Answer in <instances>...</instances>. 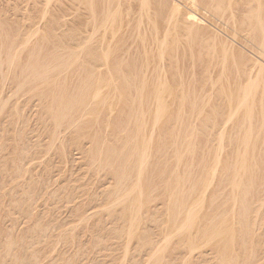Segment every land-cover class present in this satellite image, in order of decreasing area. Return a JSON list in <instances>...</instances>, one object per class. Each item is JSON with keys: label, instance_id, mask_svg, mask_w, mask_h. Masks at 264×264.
I'll return each mask as SVG.
<instances>
[{"label": "rangeland", "instance_id": "rangeland-1", "mask_svg": "<svg viewBox=\"0 0 264 264\" xmlns=\"http://www.w3.org/2000/svg\"><path fill=\"white\" fill-rule=\"evenodd\" d=\"M123 1L120 3L123 14L117 19V22H120V30L118 29L119 32L117 30L114 33L113 27L110 22L105 20L104 16L99 15L96 11L92 15L86 6L79 1H49L50 3L47 2V5L46 2H42L35 6L34 4L27 3L26 0H0V41L2 39L8 40L11 37L12 40L20 44L22 41L27 40L22 45L26 48L24 52L16 53V49L20 50V46L18 48L14 47L10 51V56L0 49V65H3L2 68L0 67V105H3L0 107V264H226L225 254L217 253L213 247L216 241V238L212 237L214 235L209 231L206 234L199 235L197 234L198 229H195L199 228V226H196L191 229L192 231L190 230V233L193 235V239L190 241L192 245H190L191 243L188 244V241L185 240L179 242L176 237L178 233L175 232L178 230L172 229L171 223L173 221L165 211L167 207L166 201L161 198L160 193L150 196L152 197L151 201L147 203L149 198L148 190L141 191L140 187L139 190L142 193L138 192L137 188L135 190V183L139 184L140 182L143 185L144 182L153 181V177L150 174L151 170H153L154 156H148L150 150L147 153L133 152L129 154L130 157H135L139 161L141 160V162L143 160V163L139 167L141 169V166L144 165L142 166L143 171L141 169L142 172L139 173L140 171L133 169L132 175H130L129 181H127L128 184L118 186L117 178L114 177L115 165L113 161L108 160L104 162L101 159L96 163V161L89 160L85 152L82 151L83 148L85 151L91 150L90 146H88V132H90V128V130L94 128L91 126L87 129L83 128L81 131H85L82 134H77L81 126L80 122L83 123L89 116L87 114L81 115L78 119L80 121H75L76 124L74 126L63 125L57 128L56 131L49 123L50 113L47 108L50 100L47 96L37 95L39 90L50 92L55 91L59 87H62L63 91L70 92L77 85V80L73 79V76L78 72L93 73L95 79L89 80L88 83L94 85V89H97L99 86L97 90V94L100 93L98 95L99 98L110 91L118 90L122 82L130 80L133 75L128 72L123 74L120 71L117 73L106 72L104 71L105 66L111 62L114 56H126V52L130 47H132L130 51H133L132 49L135 47L134 43L139 38L142 40L143 36L148 40L147 44L144 43L146 50L155 49L156 47L149 39L153 40L160 36L156 30L155 34L153 26L149 29L147 23L153 22L156 24L155 26H158L162 13L173 7L178 10L184 21L198 24V37L195 38L197 42L195 44L198 45L201 52L214 55L224 50L227 51L225 55L226 60L223 62L225 65L235 64L237 70L252 69V79L257 75L258 79H256L258 81L254 80L258 83H256V92L254 89L250 91L251 96L255 92V95L264 101V57L258 54L244 39L237 36V30L231 26V23H225L220 20L222 17L220 15L229 8L228 1L232 2L233 0H216L214 3L220 10L215 12L207 11L203 7L193 4V2H196L195 0H148L149 2H146V4L149 7L147 8V5L144 3L145 6L141 2L143 0ZM234 1L241 2L239 9L246 12V15L242 18L240 16L237 17L238 20L254 21V14H260L259 18L263 22H261L263 24L261 25L264 27V11L258 10V7L256 8V2H252V0ZM140 6H143L141 8L143 11L148 8L151 10L150 15L147 14L150 22H148L144 14L140 17L142 22L140 19H138L139 21L137 20V24L141 22L142 25L140 23V26H137L136 21L133 22L134 24L127 26V20H130L132 17L137 18L135 16L142 13L139 12ZM159 12L160 14H158ZM106 22L107 25H105ZM94 24L96 28H94ZM137 27H139V36L137 38L134 37L122 46L119 45L120 47H110L108 49L109 52L105 50L106 44L114 41V38L118 37L122 31L129 29L135 34L138 32ZM36 30H40L38 34ZM91 32L94 36H91L93 38L89 40ZM28 34H31V39L30 37L25 39ZM47 42L51 44L49 47L51 48L50 51L55 53L53 54L54 57H51L54 60L49 66L50 68L55 66L56 70L47 72L46 78L43 77V79L35 80L33 84L23 81L25 78L21 74L23 73L21 66L26 63V57L31 55L32 51L39 44H46ZM105 51L107 53H105L104 58V54L102 53ZM36 53L33 57L37 58L40 63L47 65L45 63L46 59L43 56L44 54ZM106 54L108 55L106 56ZM13 55L17 56V58L15 57V61H13L14 59L12 60L14 62L11 63L12 66L9 61H11L12 57L14 58ZM78 55L79 57H77ZM157 57L153 55L149 58L143 57L140 59L138 61L140 65L138 74L142 76L146 75L144 76V83L152 84L155 89L160 82L159 80H161L158 90H156L157 92L155 91L154 93L155 97L154 94L151 96L154 99L158 98L155 100H160L161 97L169 105L166 107V110L162 111L164 115L161 112V114H158L159 120L155 118L154 123L157 124H154L153 130L155 131H153L154 134L150 138H152V144L157 139V136L160 135L164 140L161 146L171 147L173 146L172 140L170 142V138L173 139L171 131L175 129V126L170 125L168 113L171 111L170 116L172 117L174 105H177L178 100L181 98V91L179 89L180 80L177 75L179 64L176 62L174 56L171 58L164 56L160 58L163 60L162 67V60L159 61ZM63 58L70 61L71 65L70 63H67V65L62 64ZM75 59L76 62H74ZM104 59H107L106 62ZM208 62V59L202 60L203 65L208 64ZM153 71L158 72L159 80L156 78V75H154L153 79L150 78L149 75ZM201 72V70L196 69L197 77H199ZM104 73L105 77H103ZM122 74L125 77H122ZM109 75H111V78ZM163 78L165 81L164 88L162 86ZM138 82L141 83L142 81L138 80ZM167 85L168 89L166 90ZM204 86L202 85L203 88ZM104 87L106 88L103 89ZM202 87L198 85L194 89L197 93V98L201 99V101L208 99L211 105L216 106V103L220 104V100H215L218 92L217 89H211L212 91L206 90L207 95H203ZM131 95L133 97V94ZM230 99L232 98L221 101L223 107L231 101ZM171 101L175 102L174 105L170 104ZM3 102L4 104H2ZM152 104L151 108L149 107L142 115L144 121H152L153 110H155V104ZM110 106L111 108H109L110 111H108L107 116L112 120L111 123L107 121L101 123L104 140L106 141L119 136L117 132V128L119 127L113 124L114 119L120 115L118 110L121 108V103L117 100V97L111 100ZM210 110L209 108V112ZM195 111L197 113V106ZM205 111L206 109L203 108L201 116ZM197 114L195 117H193L194 115L192 116L194 132L191 134L190 131V134L187 133V137L185 138H193L195 142L194 146H209V148L217 146L219 132L218 126H216L217 123H215L217 121V113H210V117L205 123L201 122L200 113ZM225 115L223 113L222 119H225ZM237 115L235 113L233 118L232 115V120L229 119L228 124L241 117V114L237 113ZM81 117L82 119H80ZM249 118L251 117L249 116L247 119ZM255 119L257 120V117L252 116V120H249L255 122ZM151 129L152 127L146 129L148 137L149 135L151 136ZM53 131H55L54 134ZM240 136L241 133L239 132V135L236 136L237 141L233 142L232 146H229L225 141V147L222 149L223 151L221 150L220 163H218L217 170H215L216 174L213 176V178L215 177L213 179L214 182H212L211 187H208L209 189L207 188L208 190L206 189L205 192L207 193L203 194L206 197L205 199L203 197V204L201 203L203 206L201 207L202 211L210 213L208 205L212 211L214 205H218L226 195L233 194V197L239 195L229 185L228 187H220L221 198L218 196L212 197L211 194L213 193L211 190L214 188L213 186L219 177H222V182H229L228 180L231 176L229 177L228 172H225L224 176H220L219 174L223 166H231V161L238 150L242 152L245 149V142L242 143ZM119 143L115 142L113 146L118 147L116 145ZM167 148L161 150V157L159 156L158 158V162L161 160L158 166L163 171L173 168L176 163L171 157V148ZM207 150L203 155L209 157ZM232 150L234 153L229 154ZM143 154H147V157L150 159H146V157L144 160ZM262 159L261 154L254 159L256 161L255 166L259 169L258 177L262 178L257 181L259 187L255 189L254 193L248 194L247 209L249 211L247 210V214L244 216L245 218L247 216V219L240 221L238 216H236L240 201L236 197L239 201L234 200L236 202L235 206L233 201L231 203L233 206L230 203H223L219 207V210L224 214L229 212L228 218L232 224L229 222L226 225L227 227H231L234 224L233 226H236V228L242 229L249 224V232L252 231L253 235L250 233L248 237H245L246 234L235 236L236 245L237 242L245 240L247 249L253 250L255 253L254 259L248 264H264V161ZM146 160L148 161L146 162ZM248 163L250 164L252 161ZM145 166L146 169H144ZM207 166L206 164H195L193 166L195 169L193 170L199 172L206 169ZM135 175L140 178H138L139 181H135L137 178ZM199 178L201 177H198V174H192L189 181L193 182L196 179L199 181ZM203 179L204 177H202ZM129 188H131L130 191L133 189L136 191L134 192L133 190L131 195L138 198V200L141 198L139 202L142 203V208L139 212L141 217L138 215V210L135 211L137 214L136 220L139 223L135 221L134 230H131L132 232L138 230L134 236H132L133 233L129 236V229L132 227L129 226L128 222L129 218L135 216V208L130 206L132 196L128 197L125 195L126 200H123L125 202H118L121 195L123 197L126 191L129 193ZM117 191L118 195H116ZM231 191L233 192L231 193ZM196 195V192H191L189 197L195 198ZM210 195L211 197H209ZM210 201L214 203L209 204ZM112 202L114 204L113 207L111 206ZM146 207L147 211L150 210L149 214L153 213V215L149 216L150 219H142L143 217L145 218L146 214L144 211ZM202 211L200 214L204 215L205 213ZM186 212L187 208H183L178 214V219L185 216ZM217 220L218 218L215 219V221ZM201 226L209 227L206 219L201 220ZM175 233H177L175 236L172 235ZM137 234H144V236L139 238ZM164 236L167 238L164 239ZM209 238L213 241L211 242ZM205 241L209 243L207 244ZM158 244L162 245L159 246ZM187 245H190V248L186 247ZM158 246L161 250H157ZM161 246L164 247V251H162L163 247L161 248ZM228 248L233 253L242 252L241 248L234 244H231V247L228 246ZM246 251L245 249L244 254H247Z\"/></svg>", "mask_w": 264, "mask_h": 264}, {"label": "bare ground", "instance_id": "bare-ground-1", "mask_svg": "<svg viewBox=\"0 0 264 264\" xmlns=\"http://www.w3.org/2000/svg\"><path fill=\"white\" fill-rule=\"evenodd\" d=\"M49 1L52 2V1H62V0H26L27 3L29 4L31 3L32 5L34 4L35 6L37 4H41L42 2H46V5H47V2ZM71 1H79L83 3L92 15L96 11L98 12L99 15L104 16L105 20L110 22L111 26L113 27L111 28L114 30V33H116V31L119 29L120 22L118 23L117 19H119L123 14V9L120 5L121 2H124L123 0H71ZM195 1L196 2H193V4L203 7L207 11L210 10V11L215 12L217 10H220L219 7L214 3L216 2V0H195ZM141 2L143 4L144 3L146 4V2H149V1L143 0ZM252 2H256L257 4L256 8L258 7L259 8L258 10L264 11V0H252ZM240 4L241 2H237L234 0L232 2L228 1L229 8H227L228 10L226 12L220 15L222 16L220 20L224 21L225 23H231V26H233L237 30V36L241 39H244L246 43L251 45L258 54L264 57V27L262 26L263 22L259 18L260 14L259 15L256 13H255L256 15L254 14V17H255L254 21H249V20H244V19L238 20L237 17L240 16L242 18L243 16L246 15L245 11L239 9L241 6ZM147 7H149V5H147L146 8ZM141 8H143V6L139 7V12H142V13H139L138 16L136 15L135 17L137 18L132 17L130 20H127L126 21L127 26L134 24L133 22H136L138 19H140L141 21L140 17L144 14L146 18H147V14L150 15L151 10L149 8L145 11L141 10ZM165 11L166 12L162 13V15L159 18L160 23L158 24V26H155L156 24L153 23L152 21H151L152 23H147L148 24L147 27L151 29L153 26V30L154 31L156 30L160 36L153 40L149 39L150 42H153L154 46L156 47L155 49L146 50L144 43L147 44L148 40L143 36L142 40L141 38H139L137 42L135 43L133 42L135 46L132 49L133 51H130V49L132 48L130 47L126 52V56H118V57L114 56L112 57L111 62H109L108 64L106 63L107 66H105L106 68L104 67L105 68L104 71L106 72L117 73L120 71L123 74L128 72L129 74L133 75V77L130 80H125L124 82H122L121 87L118 90L110 91L104 96H101L99 98L98 95H100V93L97 94V90L99 86L97 89L96 88L94 89V85H90V83H88L89 80L95 79V77L93 76V73L78 72L73 76V79L77 80V85L74 86L70 92L63 91L62 87H59L55 91H50V92L39 90L37 92V95L47 96V98L50 100V103L48 104L47 109L50 113L49 123L51 124L54 130H56L57 128L63 125H66L69 127L74 126L76 124L75 121H77L79 119V116L81 115L87 114V116H89L88 119L83 121V123L80 122L81 126L79 127V132L77 134H80V133L82 134L85 131V130L81 131L83 128L87 129L90 126L94 128L93 130H90L91 129L90 128L89 129L90 132H88V138H89L88 146H90L91 150L85 151L83 148L82 151L85 152V155L88 156L89 160L96 161V163L97 161L101 159L104 162L108 160L113 161L115 165L114 177L117 178L118 186L119 185L121 186L122 184H128L127 181H129V178H130V175H132L133 169H135V171H140L139 173L143 171L142 166L144 165L141 166L142 171L139 168L140 165L143 163V160L141 162V160L139 161V159H136L135 157L133 158L130 157L129 154L133 152H137V153L146 152L147 153V151L150 150L148 156L149 157L150 155L154 156L153 157V170H151V174H150L153 177V181L148 182V183L144 182L143 185H141L140 182L139 184L134 182L135 183L134 185L136 186L135 190L136 188L138 189V192H140V190L141 191L148 190L149 198L147 200V203L151 201L152 197L150 196H154L160 193V195L162 196L161 198L166 201L167 207L165 211L168 214V216L171 218V220L173 221V223H171L172 229H176L179 231V232L175 231L178 234L175 233L172 235L175 236L177 234L176 237L179 242H181V240L182 241L185 240V241H188V244L191 243L190 241L193 239V235L190 233V230L196 226H199V228H195L196 230L198 229L197 234L199 235L206 234V232L209 231L212 235H214L212 237H215L216 241L213 247L217 253L225 254L226 264L251 263L250 261L254 259V255H255L254 251L247 249L245 240L242 242H237V245H236V238H235V236L236 237L238 235L243 236V234H246L245 237L250 236V233L252 234V231L249 232L250 231L248 228L249 224H247L246 227H243V228L241 227L242 229L236 228V226H233L234 224L231 225V227H227L226 225L229 224L230 222L228 218L229 212H227L228 214L227 213L224 214L222 211L219 210V207L223 203L231 204L233 203L234 200L239 201L238 199H240L239 210L236 216H238V219L240 221L242 219L243 220L247 219V216L246 218L244 216L247 214V210H248L247 209V204L249 201L248 194L251 192L254 193L255 189L259 187L257 181L260 178H262V177H258L259 169L257 166H255L256 161L254 160L256 156L261 154L263 158L262 161H264V151H263V147H264V101H262L258 96L255 95V92L257 90L256 83H258L255 80L258 79L257 78L258 76L255 75V78H254L255 80H254L252 79V73H253L252 69L251 70H248V69L237 70L235 64L225 65L223 62L226 60L225 55L227 54V51L221 50L219 51V54L215 53L214 55L201 52L199 50L198 45L195 44L197 43L195 38L198 37L197 36V30H198L197 25L198 24L193 23L191 21H184L183 18H181V15L178 12V10L173 7H170L169 9ZM218 12H221V11H218ZM158 14H160V12ZM138 21L136 22V24L138 23ZM141 22H139L137 26H140ZM148 22L150 21L148 20ZM105 25H107V22ZM260 26L263 28H261ZM94 28H96L95 24H94ZM138 28L139 27H137V31L139 30ZM39 31H37L36 33L38 34ZM156 31H155V34H156ZM30 35L28 34V36L25 39H28ZM91 36H94V34L92 35V32L90 34L89 40H92L93 37ZM138 36H139V31L134 34L129 29L124 30L118 37L114 38V41L106 44L105 50H108L110 47L113 48L114 46L120 47L125 42L133 39L134 37L137 38ZM31 38L32 37H30V39ZM102 40L104 39L102 38ZM26 41L27 40H25L24 42L22 41L19 44V42L16 43L17 41L12 40L11 37L8 38V40L2 39L0 41V49L10 55V51L12 50V48L14 47L18 48V46H20L19 47L20 50L16 49L17 50L16 53L24 52L26 48L22 45H24ZM50 46L51 44L49 42H47L46 44L45 43L39 44L37 48L34 51H32L31 55L26 57V63L21 66L23 68V73L21 74L24 76L23 78H25L23 79V81L33 84L35 80L43 79V77L46 78V76L48 75L47 72L49 73V71H54L55 66H52L53 69L50 68L49 66L50 63L54 60L51 57H54L53 54H55L50 51L51 50V48H49ZM100 50L102 52L101 48ZM36 52H38V54L39 53L44 54L43 56L46 59L45 63L47 65H44V63H40L37 60V58L33 57V55L37 54ZM16 53L15 55H17ZM105 53L107 52L105 51L104 53H102L104 54L103 57L105 56ZM81 54H82V50H81ZM107 55L108 54H106V56ZM153 55L158 56L157 58L159 59V61H161L162 59L160 58L164 56L167 58H171L172 56H174L176 62H178L179 64L177 68L178 70L177 75L179 76V80H180L179 89L181 91V98L178 100L177 105H174L175 103L174 101H171L170 103L174 105L172 117L170 116L171 111L168 113V117L170 119L169 122L171 123L170 125L175 126V129L171 131V133L173 134V139L170 138V142L172 140V143H173V146L171 147L161 146L164 140H163V137L160 135H158L154 143L151 144L152 138L150 137H152V135L154 134L153 131H155L153 130L154 129L153 127H155L154 124H157V123H154L155 118L158 119L159 117L158 114H161V113L163 114L162 111L166 110L167 109L166 107L169 105L167 102L164 101L163 98L161 99V97H160V100H155V99H158L157 97L154 99L155 97L154 93L156 90H158V87L160 85L159 83H161V80L158 79V76H159L158 72L153 71L149 75L151 79H153L154 75H156V78L160 81V82L158 81L159 83L156 89L154 88L152 84L144 83V76L146 75L142 76L138 74L139 67H140L138 61H140V59H142L143 57L149 58V57H152ZM15 57L17 58V56H14V58L12 57V59L10 58L11 61L13 59H14L13 61H15L16 59ZM77 57H79V55ZM204 59H208L209 61L208 64L206 65L202 64V60ZM106 60L107 59H104L105 62ZM11 61H9L10 65H12L11 63H14L13 61L12 62ZM101 61L104 62L103 60ZM74 62H76V59ZM63 63L64 65H67V63H70V61L65 60L63 58L62 64ZM161 64L163 67V60ZM10 65L8 64V66ZM2 66L3 65H0L1 68ZM196 69H199L202 71L199 74V77H197L196 75ZM147 70L148 68L146 69V72ZM162 70L164 71V69ZM161 73H160V76H161ZM123 74H122V77H125ZM104 75L105 73L103 74V77H105ZM190 75H192V77H190ZM109 76L111 78V75ZM164 78H163V83H162L163 85L161 84L163 88L165 87ZM137 79L142 82L139 83ZM97 81H98V78H97ZM261 81L263 82L262 78H261ZM198 85H201V87L202 85H205L204 88L202 87L203 95H207L206 92L208 90L217 89L218 92L216 94L215 100H220V104L216 103V106L211 105L208 99L205 101L204 100L201 101V99L197 98V93L195 92L194 89ZM105 88L106 87H104L103 89ZM167 89H168V85L166 86V90ZM252 89L254 90L256 89V90L255 92H253L254 95L251 96L250 91ZM99 92H101V90H99ZM131 94H133V97ZM153 94H154V97L151 96ZM115 97H117V100L121 103V108L120 110H118L120 115L119 117H116L113 121L114 126L119 127L117 128V132L119 133V136L118 137L116 136L113 139L106 141L104 140V134L101 128V123L102 122L104 123L106 121L111 123L112 120H110V117H108L107 114H108V111H110L109 108H111L110 102ZM229 98H232L230 99L231 101L225 107H223V104L221 103V101L224 99H229ZM4 102L2 104H4ZM152 103L155 104V110H153V114H152V121H144L143 120L144 117H142V115L148 110L149 107L151 108ZM2 106L3 105H0V107ZM196 106L198 110L197 113H200V116H201L202 109L203 108L206 109V111L203 112L201 116V122L203 123H205V121L210 117V113H215V114L217 113L216 114L217 121H215V123L218 124V125L216 124V126H218V130H219L218 137H217L218 139L217 146H211V148H209V146H194L195 142L193 138H189V139L185 138L187 137V133L191 131V134H192V132H194L192 120H193V117H195V115L197 114L195 111ZM209 108L211 109L210 112H209ZM186 110L188 113L186 112ZM223 113L226 114L224 117L225 119H222ZM235 113L236 115L237 113L241 114V117L234 120V122H232L231 124H228L229 119L232 120ZM249 116L251 117L249 118L251 120H252V116H256L257 120L255 119V122H251L249 119H247ZM80 119H82V117ZM150 127H152L151 129L152 133L150 132L151 136L149 135L148 137L146 129ZM228 131L230 132L227 133ZM239 132L241 133L240 139L242 140V143L245 142L244 143L245 149L241 152L238 150L239 149L238 148L237 149L238 151L236 152L234 159H232L231 161L232 163L231 166L226 165L221 168L219 175L222 176L225 172H228L229 177L231 176V178L228 180L229 181L228 183H225L221 181L222 177H219L215 185L213 186L214 188L211 190L213 193L211 195L212 197L213 196L220 197V194H221L220 187L221 186L228 187L229 185L231 189L238 192L240 196L237 195L236 193L237 197L236 196L235 197L238 198L236 199L235 197H233L234 196L233 194L226 195L224 198H222V201L218 205H214V209L212 211L210 210L211 208L208 205V210L210 213H207L206 211H202L201 207H203L202 206L203 201H204L203 197L204 199L206 197V196H203V194L207 193L205 192L206 189L209 186L211 187L212 182H214L213 179L215 177L213 178V176H215L216 174L215 170H217L218 163H220V157H221L220 155L223 151L222 149H224L225 147V141L228 143L229 146H232L233 142L237 141L236 136L239 135ZM54 133L55 131H53V134ZM115 142H120L118 145H116L118 147L113 146ZM166 148L167 149L171 148L172 150L171 157L176 163L173 168L167 169V171L166 170L163 171V170H160V167L158 166L161 163V160L158 162V158L160 156L161 150H164ZM206 150L209 152V157L203 155V153ZM233 153L234 152L232 150L229 154H233ZM143 155H144L143 156L144 158L142 156L141 158L145 160V158L147 157V154L146 155L143 154ZM149 157H147L146 159H150ZM147 161L148 160H146V162ZM250 161H252V163L249 164L248 162ZM195 164H198V165L206 164L208 166L206 169L196 172L195 170H193L195 169L193 167ZM144 169H146V166L144 167ZM192 174H198V177H201L198 179L199 181H197L196 179L193 182H190L189 180L191 179ZM137 175L139 176L138 173ZM138 176L135 179V181L138 180L139 178ZM202 177H204L203 180H202ZM207 180L209 181L207 182ZM136 184L141 185V186H137ZM139 187H140V190H139ZM118 188H121V187H118ZM131 188H129L130 194L127 193L128 191H126L128 195L124 192L125 193L124 196L122 197L121 195V198H119L121 199V201H119L118 199V202H123V203L125 202L123 201V200H126L125 195L129 197L131 195V192L134 190L133 189L130 191ZM160 188L161 190H159ZM135 190L134 192H136ZM191 192H196L197 195L195 198L189 197V194ZM232 192L233 191H231V193ZM118 194L119 193L117 191L116 195ZM211 195L209 197H211ZM131 196L132 197L130 201V206H133L135 208L134 210L135 216L129 218V221H128L130 224L129 226L132 227L129 229L130 230L129 236H131L132 233H133L132 236H134V234L138 231V230L135 232L131 231L133 229L134 223H136L135 221H137L136 220L137 214L135 211L138 210L137 211L138 215L140 214L139 212L142 208L141 207L142 203L139 202L141 201V198H139L140 200H138V198H136L135 196L133 195ZM138 197H139V194H138ZM235 201H234V206L236 203ZM118 202H117V205H118ZM215 202H216V199H215ZM114 203L116 204V202ZM211 203L213 204L214 202L210 201L209 204ZM111 206L112 207L114 206L113 202ZM183 208H187V212L185 216L178 219L179 217L178 214ZM232 210L234 211V208ZM149 211H147V207H146L144 211L146 215H145V218L143 217L142 219H150L149 216L153 215V213L149 214L148 213ZM201 211L205 214L204 215L200 214ZM141 214H143V212H141ZM216 218H218L217 221H215ZM202 219L204 220L206 219L207 225H209V227L207 226L200 227V222ZM137 222L139 223V221ZM215 223L216 225H214ZM210 226L212 227V229ZM137 227H138V224H137ZM135 230H136V227H135ZM142 236H144V234L138 235L139 238L140 237L142 238ZM166 238L164 236V239ZM169 239L168 241H170ZM209 240L211 239L209 238ZM212 241L213 240H211V242ZM231 244H234L235 246H239L242 252L239 251L238 253H235V252L233 253L232 251H230L228 246L231 247ZM190 245H192V243ZM190 245H187L186 247L190 248ZM159 246L157 250H161ZM163 246H161V248ZM164 247L162 251H164ZM245 249L247 250L246 251L247 254H244Z\"/></svg>", "mask_w": 264, "mask_h": 264}]
</instances>
